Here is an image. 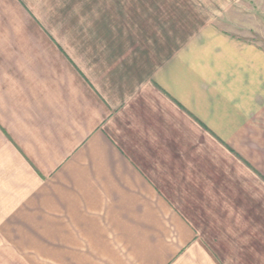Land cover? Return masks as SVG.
Instances as JSON below:
<instances>
[{"label":"crops","instance_id":"0c3cea01","mask_svg":"<svg viewBox=\"0 0 264 264\" xmlns=\"http://www.w3.org/2000/svg\"><path fill=\"white\" fill-rule=\"evenodd\" d=\"M36 1L0 0V264H215L183 209L264 176V48L221 0L181 40Z\"/></svg>","mask_w":264,"mask_h":264},{"label":"rangeland","instance_id":"374dc122","mask_svg":"<svg viewBox=\"0 0 264 264\" xmlns=\"http://www.w3.org/2000/svg\"><path fill=\"white\" fill-rule=\"evenodd\" d=\"M35 3L36 12L50 13V18L45 16L44 20L47 22L49 18L52 29L59 24L92 25L101 18L118 19L122 12L130 11L136 21L146 18L148 33L154 23L158 31L175 25L179 40L190 33L185 29L194 28L207 16L214 15L217 4L215 0H41ZM42 3L45 7L38 6ZM223 6L228 7L224 17L228 18L227 24L241 23L244 39L254 40L264 48V0H221L220 8ZM217 162L222 166L217 168L227 172L228 180L224 179L220 191H213L211 195L196 193L192 202L197 208L183 210L189 215L193 210L198 215L196 222H202L195 224L198 236L215 264H264V176L255 169L248 170L244 159L241 175L235 172L241 171L240 159L228 155Z\"/></svg>","mask_w":264,"mask_h":264}]
</instances>
